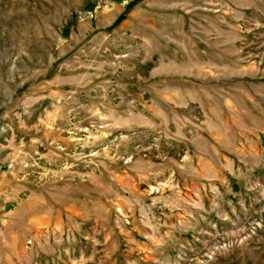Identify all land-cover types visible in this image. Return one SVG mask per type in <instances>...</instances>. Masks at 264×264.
<instances>
[{"label": "rangeland", "instance_id": "1", "mask_svg": "<svg viewBox=\"0 0 264 264\" xmlns=\"http://www.w3.org/2000/svg\"><path fill=\"white\" fill-rule=\"evenodd\" d=\"M0 264H264V0H0Z\"/></svg>", "mask_w": 264, "mask_h": 264}]
</instances>
